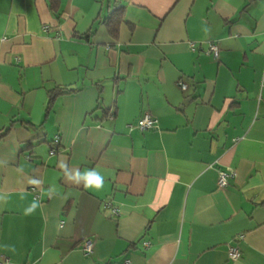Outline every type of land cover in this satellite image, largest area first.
<instances>
[{"label":"crops","instance_id":"crops-1","mask_svg":"<svg viewBox=\"0 0 264 264\" xmlns=\"http://www.w3.org/2000/svg\"><path fill=\"white\" fill-rule=\"evenodd\" d=\"M127 261L264 264V0H0V264Z\"/></svg>","mask_w":264,"mask_h":264},{"label":"built area","instance_id":"built-area-1","mask_svg":"<svg viewBox=\"0 0 264 264\" xmlns=\"http://www.w3.org/2000/svg\"><path fill=\"white\" fill-rule=\"evenodd\" d=\"M208 54H213L216 57H219L220 54V49H219V45L215 42H210L208 49L206 50ZM183 87H186L185 84H182ZM159 123V120L155 117H153L151 114L146 113L144 114L139 122H138V127L140 128V130L145 131L147 129L156 127ZM59 137L56 138V142H59ZM56 150H54L52 153H55ZM233 173L232 172H220V178L218 181V185L223 187V186H227L228 184V180L230 177H232ZM96 238L95 237H91L85 240V242L83 243V249L85 251L86 254H91L94 251V245L96 243ZM240 256V252L239 249H232L231 250V257H233L234 259H237ZM5 264V263H4ZM125 264H131L130 261H127Z\"/></svg>","mask_w":264,"mask_h":264},{"label":"clouds","instance_id":"clouds-1","mask_svg":"<svg viewBox=\"0 0 264 264\" xmlns=\"http://www.w3.org/2000/svg\"><path fill=\"white\" fill-rule=\"evenodd\" d=\"M62 167H66L65 165H62ZM67 178L69 181H72L76 184H80L81 181L83 180V186L85 189L89 188H101L104 183V177L101 175V173L97 169H90V170H85L83 172L79 171L78 169L75 172V175L73 176L71 171L66 172ZM31 184H39L40 181L32 179L29 181ZM50 190V194H51ZM38 203L34 202L29 209H27V212H32L35 210L36 207H38Z\"/></svg>","mask_w":264,"mask_h":264},{"label":"trees","instance_id":"trees-1","mask_svg":"<svg viewBox=\"0 0 264 264\" xmlns=\"http://www.w3.org/2000/svg\"><path fill=\"white\" fill-rule=\"evenodd\" d=\"M117 11H118V13L116 14ZM114 13L116 15V18L112 17L114 15ZM112 14L113 15L109 17L110 18L109 20H111L113 22L120 21V18L123 15V9L122 8L116 9L112 12ZM65 91H66L65 88H62V87H58V89L51 91V93H50L51 97H50V101H49L50 104L49 105H51L53 103V101H55V99L58 95L65 93ZM50 108H51V106H49V109Z\"/></svg>","mask_w":264,"mask_h":264}]
</instances>
